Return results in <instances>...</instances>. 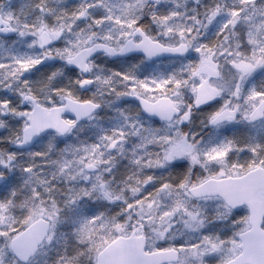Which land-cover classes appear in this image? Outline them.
I'll return each instance as SVG.
<instances>
[{"label": "snow or ice", "instance_id": "snow-or-ice-1", "mask_svg": "<svg viewBox=\"0 0 264 264\" xmlns=\"http://www.w3.org/2000/svg\"><path fill=\"white\" fill-rule=\"evenodd\" d=\"M0 264H264V0H0Z\"/></svg>", "mask_w": 264, "mask_h": 264}]
</instances>
